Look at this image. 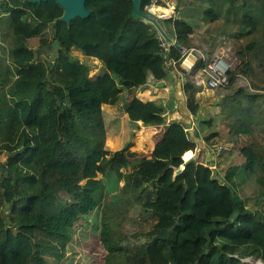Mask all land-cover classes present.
<instances>
[{"label": "trees", "instance_id": "16d2710c", "mask_svg": "<svg viewBox=\"0 0 264 264\" xmlns=\"http://www.w3.org/2000/svg\"><path fill=\"white\" fill-rule=\"evenodd\" d=\"M218 1L178 0L176 29L173 18L158 24L180 49H164L167 42L151 24L131 17L130 0H87L89 17L69 24L52 0H0V42L7 45L0 55V264H52L65 255L51 252L46 240L66 245L87 228L97 238L96 264L264 263L259 16L250 0H224L225 24ZM149 3L141 0L140 9ZM201 36L208 52L228 39L242 43L226 87L242 76L253 90L237 88L220 112L200 121L209 132L205 150H220L216 160L183 163L197 145L186 125L173 121L154 144L151 163L134 160L113 171L104 106L126 94L130 122L166 124L160 105L135 96L146 73L161 81L174 67L184 79L186 110L199 119L203 102L182 51L194 49ZM54 41L60 50L46 55ZM206 62L198 59L190 71ZM153 185L155 201L143 202Z\"/></svg>", "mask_w": 264, "mask_h": 264}, {"label": "crops", "instance_id": "0c3cea01", "mask_svg": "<svg viewBox=\"0 0 264 264\" xmlns=\"http://www.w3.org/2000/svg\"><path fill=\"white\" fill-rule=\"evenodd\" d=\"M172 5H175V1H173ZM161 9L157 11L158 15L161 19H165L169 13H165V8L162 7ZM175 21H170L172 29H176ZM182 31H185V27L182 28ZM189 64L187 61L183 62V65L189 71L188 78L191 81L192 76L190 75L191 73H195L190 71ZM97 66L99 68L100 63ZM183 81L184 79L173 67L166 78L161 81L155 80L149 73H146L142 84L136 90L135 96L140 101H153L164 109L166 124L162 126L145 127L141 122H137V126L132 127V122L129 121L123 111L124 106L130 101L127 99L126 94H122L115 105L103 107L107 134L106 146L114 154L112 159L113 171L129 161L143 159L147 164L151 163L153 160L152 150L154 144L160 139L173 121L185 124L189 130L191 139L196 142L197 148L190 150L191 158L196 157L199 162H203V160L213 162L216 160L212 155L213 148L210 149L208 146L209 149L205 150V146L207 145L204 137L209 132L206 127L200 124V121L206 118L205 109L207 110L213 103H206L201 118L192 117L184 105V96L181 89ZM191 83L193 84L192 81ZM155 199L156 187L153 185L150 189L143 192L142 200L143 202H153ZM255 264H258V262H255Z\"/></svg>", "mask_w": 264, "mask_h": 264}, {"label": "rangeland", "instance_id": "374dc122", "mask_svg": "<svg viewBox=\"0 0 264 264\" xmlns=\"http://www.w3.org/2000/svg\"><path fill=\"white\" fill-rule=\"evenodd\" d=\"M176 2V0H173ZM172 0H164L163 2H161L163 4V8H166L167 10L169 9V7H165V3L172 5L173 3ZM210 2H212L213 0H209ZM241 0H235V3L240 2ZM252 5H251V10L253 12V14L259 16V20H257L256 22V26L254 27L256 29V33H255V37H257V39L262 41V49L260 50V53L258 54V56L263 57L264 58V14H263V9H261V6L264 7V2L258 3V1L256 0H250ZM178 3V0H177ZM219 7L221 8V15H219V21L220 22H225V24L228 23V21H225V10L228 7V4L224 2V0H219L218 1ZM218 6V5H217ZM175 8V7H174ZM177 19L179 18V16L177 15L176 17ZM168 19V18H167ZM159 20V19H158ZM163 20V19H160ZM171 27V26H170ZM203 37H196L193 40V46H194V53L196 55L197 58H201L203 56V59L205 60H210L213 56H215L217 53H220L219 50H223L225 51L227 58H228V63L230 64L232 70L235 69V67L237 66V61H236V50L240 47V42H234L232 41V39H228L226 41H224L223 44H219L218 46H216L214 49H212V51L208 52L206 51V45L204 44L205 42L203 41ZM34 43H32L33 48L37 47V44L35 41H33ZM2 42H0V55L1 59L4 58V56L7 55V45L6 44H1ZM3 46V47H2ZM40 58L43 59L45 57L44 54H40ZM75 56H77L81 61H84V58L79 55V54H75ZM131 60L135 61L137 60L136 58V52L131 56ZM96 62V63H95ZM94 64H99L98 61H94ZM189 66H191V64H189ZM199 72H193L195 74H192L190 76L191 77V81L195 82V75ZM5 78L8 79V75L7 73L5 74ZM9 78H15V76L9 77ZM11 81V80H10ZM203 81H205V78H203ZM195 85V84H194ZM197 87V86H196ZM198 96L201 99V101L203 102L202 106L199 110L198 113V117L201 118L203 116V108L204 106L206 107V103L210 102L213 103L215 106H209L207 108V110L205 109L206 112V118L210 119L212 118L214 115L217 114V112H220L221 109L220 108L223 104H225L226 100L228 97L232 96V93L237 89V88H242L244 90L245 93H251L252 88L249 85V82L247 79H245L242 76H237L235 79V82L233 83V85H231L230 87H223V88H219L216 91H212V93L208 92L205 90V88L198 86ZM189 131V130H188ZM206 136V135H205ZM192 156V155H191ZM191 156H189V159L191 158ZM181 160L183 162L188 161V160H183V158H181ZM131 162V161H129ZM204 162V160H203ZM128 163V162H127ZM90 230H93L92 228H87L86 230L84 229L82 232L78 235H76L71 241L67 242L66 245L63 244H59L57 241H52L47 239L46 241V245L47 247L50 249L51 252H55L58 254H64V258L59 260L57 258L58 257H54L53 263L52 264H58V262H61V264H96L94 263L95 261H98L99 257L97 256V253L95 251V240H97V238H93V236H91L90 234H92V232ZM174 230V229H173ZM84 233H88L87 236L84 235ZM94 235V234H93ZM255 262H258V264H264L262 262H260V260L258 258H249L245 260L246 264H255ZM250 262V263H249Z\"/></svg>", "mask_w": 264, "mask_h": 264}, {"label": "built area", "instance_id": "2783aa9c", "mask_svg": "<svg viewBox=\"0 0 264 264\" xmlns=\"http://www.w3.org/2000/svg\"><path fill=\"white\" fill-rule=\"evenodd\" d=\"M160 1L163 2L164 0H150L149 5L146 7V11L149 12L151 16L157 19H161L157 12L158 10L162 8L161 7L162 5H160ZM165 7H169L168 10L166 8L164 9L165 13H169V15L165 17V19L173 18V20H177V18L175 17L174 6L165 3ZM161 46L164 49H167V47H170L169 44L168 45L161 44ZM194 52H195L194 49H191L189 51L183 50L182 51L183 62L186 60L188 61L189 55L191 54L195 55ZM219 52L220 53H217L210 60L203 59V56L201 58H198V59H203L204 61H207V62L205 66L199 70V72L197 73L195 77V82H194L195 87L201 86L205 88L206 91L212 92V91L218 90L219 88L226 87L228 85V74L232 70V68L230 64L228 63L229 61H228L225 51L219 50ZM191 68L192 66L189 67V69ZM203 78H205V81H203ZM219 151L220 150L217 149L216 152L212 153V155L214 156Z\"/></svg>", "mask_w": 264, "mask_h": 264}, {"label": "water", "instance_id": "95a60500", "mask_svg": "<svg viewBox=\"0 0 264 264\" xmlns=\"http://www.w3.org/2000/svg\"><path fill=\"white\" fill-rule=\"evenodd\" d=\"M48 0H30L32 4L46 2ZM54 1L63 11V15L60 18V21L69 24L72 20L75 18H82L86 19L91 14V10H87L85 8V2L87 0H52ZM132 2V11H131V17L135 20H142L146 23L151 24L155 30L158 32V34L169 44V46H175L176 49H180L178 45L174 44V41H172L170 38L166 36L160 25L158 24V19L151 16V14L147 11H142L140 9L141 0H130ZM177 0L175 2L174 7L177 6ZM58 50H60V46L58 44V41H54L51 46L44 48L43 52H45L46 55H49L50 52L57 53ZM37 53H39V50H37ZM198 58L191 54L188 57V61L191 66L194 65L195 62H197ZM137 122L132 123V127H136ZM181 172V169L177 170V174Z\"/></svg>", "mask_w": 264, "mask_h": 264}, {"label": "bare ground", "instance_id": "6f19581e", "mask_svg": "<svg viewBox=\"0 0 264 264\" xmlns=\"http://www.w3.org/2000/svg\"><path fill=\"white\" fill-rule=\"evenodd\" d=\"M189 156H191V154L187 155V157H185L183 160H189ZM250 263V262H249ZM255 263V262H254Z\"/></svg>", "mask_w": 264, "mask_h": 264}]
</instances>
